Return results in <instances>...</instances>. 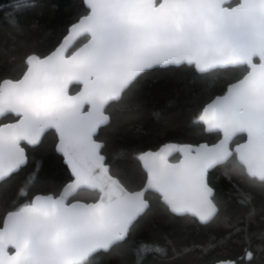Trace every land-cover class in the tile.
<instances>
[{"label": "snow or ice", "instance_id": "obj_1", "mask_svg": "<svg viewBox=\"0 0 264 264\" xmlns=\"http://www.w3.org/2000/svg\"><path fill=\"white\" fill-rule=\"evenodd\" d=\"M85 3L86 14L59 46L43 56H26L21 78L0 80V117L17 118L0 124V180L26 162L22 142L35 145L48 130L58 135V151L73 176L58 196H35L6 214L0 264H91L95 254L127 238L148 208L147 191L158 193L172 213L207 223L218 212L208 171L232 158L264 186V0ZM29 6L31 0L13 4ZM81 37L86 42L78 44ZM180 65L199 73L243 69L197 117L221 139L211 147L164 144L141 153L146 181L129 190L110 174L97 130L110 119L108 106L141 74ZM71 85L80 86L75 94ZM237 137L243 142L233 147ZM175 152L183 157L178 163L169 160ZM85 189L98 196L70 201ZM149 250L141 245L138 255Z\"/></svg>", "mask_w": 264, "mask_h": 264}, {"label": "trees", "instance_id": "obj_2", "mask_svg": "<svg viewBox=\"0 0 264 264\" xmlns=\"http://www.w3.org/2000/svg\"><path fill=\"white\" fill-rule=\"evenodd\" d=\"M14 3L0 0V80L19 79L26 56L51 52L68 27L87 12L82 0H31V6L19 8ZM85 41L81 37L78 44ZM242 71L225 68L196 73L192 66L180 65L141 74L120 101L108 106L109 122L95 137L103 145L110 174L129 190H139L145 180L137 161L141 153L167 143L215 142L219 135L206 134L197 117ZM76 91V86L70 87V94ZM12 121L6 116L0 124ZM242 140L237 137L233 145ZM55 144L56 135L48 130L38 145L23 146L24 167L0 182V225L9 211L36 195L57 196L71 180ZM177 158L174 155L170 161ZM207 182L218 208L208 223L175 216L157 195L146 192L148 208L127 238L95 254L91 264H264V186L248 177L235 158L211 170ZM22 189L25 195L20 194ZM97 196L95 191L79 190L70 201L92 202ZM145 244L150 250L138 255Z\"/></svg>", "mask_w": 264, "mask_h": 264}, {"label": "water", "instance_id": "obj_3", "mask_svg": "<svg viewBox=\"0 0 264 264\" xmlns=\"http://www.w3.org/2000/svg\"><path fill=\"white\" fill-rule=\"evenodd\" d=\"M82 1H83V4H84V6H85V8H86V10H87L85 0H82ZM231 1H232V0H229L230 3H231ZM79 19H80V18H79ZM79 19H78V20H79ZM78 20H77L75 23H77ZM75 23H73V24H75ZM73 24H72V25H73ZM72 25H70V26L68 27V29H67V31H66V34L63 36V38L68 34V31H69V29L71 28ZM63 38L60 40V42H62ZM60 42L58 43L57 46H59ZM85 42H86V41H85ZM57 46H56V47H57ZM56 47H55V48H56ZM55 48H54V49H55ZM54 49H53V50H54ZM53 50H52V51H53ZM49 53H50V52H49ZM186 66H189V65H186ZM166 67H169V66H166ZM157 68H164V67H157ZM193 69L195 70L194 67H193ZM151 70H152V69H151ZM195 72H196V73H199V72H197L196 70H195ZM20 78H21V77H20ZM72 86H76V87H77V91H78L79 88H80L79 85H71L70 87H72ZM75 93H76V92H75ZM75 93H72V94H75ZM209 102H210V101H209ZM209 102H208V103H209ZM204 106H205V105H204ZM204 106H203V107H204ZM86 107H87V106H86ZM202 109H203V108H202ZM202 109H201V111H202ZM201 111H200V113H201ZM9 116L12 117V118L14 119V121L9 122V123H13V122H15V120L17 119L15 116H12V115H9ZM5 117H6V116H5ZM3 118H4V117H0V120L3 119ZM108 122H109V121H108ZM198 123H199L200 125H202V127H203V129H204V132H205L206 134H208V133L218 134V135H219V138H218L215 142H213L212 144L200 143V144H198V145H192V146L195 147V146H199V145H201V144H204V145H208L209 147H211L212 145H214V144H216V143L219 142V140L221 139V133L216 132V131H208V130L206 129V126H205L203 123H200V122H198ZM107 124H108V123L102 125L100 128L105 127ZM100 128H99V129H100ZM99 129H98V130H99ZM98 130H97V132H98ZM53 131H54V133H55V135H56V144H55V146H54V150H55V153H56L59 157H61L63 165L67 168V171H68V173H69V175H70V179H71L68 183H70V182L72 181V179H73V176H72V173H71L70 168L68 167V165H67V163H66V161H65V158H64L63 154H62L60 151H58L57 145H58V143H59V138H58V135L56 134L55 130H53ZM46 132H47V131H46ZM95 137H96V136H95ZM39 142H40V141H39ZM97 142L100 143L99 141H97ZM241 142H243V141H241ZM38 144H39V143H37V144H35V145H29V144H27L26 142H22V146H28V147H33V146H36V145H38ZM100 144H101V143H100ZM167 144H171V143H167ZM185 145H186V144H185ZM161 146H162V145H161ZM161 146H159L157 149L152 150V151H157ZM234 146H235V145H233V147H234ZM148 151H150V150H148ZM145 152H146V151H145ZM174 155H176L178 158H177V161L172 162V163H178L179 160L183 158L179 152H175V153L172 154V156H174ZM172 156L169 157V160H170V158H171ZM138 157H139V155H138ZM138 157H137V161H138V163H139V165H140V167H141V169H142V171H143V173H144V175H145V180H144V184H145V181H146V172H145V169L143 168L142 162L138 159ZM170 162H171V161H170ZM25 163H26V162H25ZM25 163H24L20 168L24 167ZM237 163L239 164L238 161H237ZM220 165H222V164H220ZM220 165H216L215 167L209 169L208 173H209L211 170H213L214 168H216V167H218V166H220ZM239 165H240V164H239ZM240 166L243 168L242 165H240ZM20 168H19V169H20ZM19 169H18V170H19ZM18 170H17L16 172H14L13 174L17 173ZM243 170H244L245 174L247 175V173H246V171H245L244 168H243ZM13 174H12V175H13ZM247 176H248V175H247ZM248 177H249V176H248ZM7 178H8V177H7ZM5 179H6V178H5ZM5 179H4V180H5ZM1 181H3V180H0V182H1ZM68 183H66V184L60 189L58 195L63 191L64 187H65ZM144 184H143V185H144ZM85 190L93 191V190H90V189H85ZM147 192L157 195L158 198H159L160 203H161L162 205H164V206L167 208V210H168L171 214H173V215H175V216H178V215L172 213V212L169 210V208H168L167 205L162 201V199L160 198V196H159L158 193H156V192H154V191H147ZM76 193H77V192H76ZM76 193H74L73 195H75ZM96 193H97V192H96ZM97 194H98V193H97ZM58 195H57V196H58ZM36 196H47V195H36ZM34 197H35V196H34ZM34 197H33V198H34ZM70 198H71V197H70ZM70 198H69V199H70ZM73 202H74V201H73ZM6 214H7V213H6ZM6 214H5V216H6ZM5 216H4V217H5ZM183 216H186V217H190V218L195 219L196 222H197L198 224H201V225L206 224V223H201V222L198 220V218H196L195 216L190 215V214H186V215H182V216H178V217H183ZM4 217H3V219H4ZM2 222H3V220H2ZM2 222H1V225H2ZM207 223H208V222H207ZM102 252H106V251H102ZM224 262H227V261H224ZM214 264H217V262L214 263ZM227 264H233V263H232V262H227Z\"/></svg>", "mask_w": 264, "mask_h": 264}, {"label": "flooded vegetation", "instance_id": "obj_4", "mask_svg": "<svg viewBox=\"0 0 264 264\" xmlns=\"http://www.w3.org/2000/svg\"><path fill=\"white\" fill-rule=\"evenodd\" d=\"M243 141V140H242Z\"/></svg>", "mask_w": 264, "mask_h": 264}]
</instances>
